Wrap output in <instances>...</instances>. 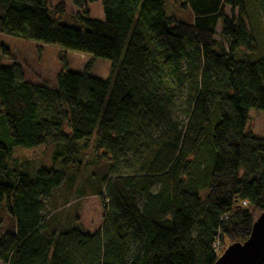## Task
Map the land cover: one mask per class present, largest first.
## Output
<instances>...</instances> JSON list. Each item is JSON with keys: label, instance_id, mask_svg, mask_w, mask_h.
<instances>
[{"label": "trees", "instance_id": "16d2710c", "mask_svg": "<svg viewBox=\"0 0 264 264\" xmlns=\"http://www.w3.org/2000/svg\"><path fill=\"white\" fill-rule=\"evenodd\" d=\"M93 1L73 0L74 28L45 0H0L1 34L111 67L105 80L61 71L52 85L0 67V206L12 221L0 263L214 264L221 241L244 242L264 213V139L244 131L250 109L264 112V0H178L190 22L166 0H101L94 20ZM39 146L50 166L13 158ZM86 165L103 172L75 190L68 230L45 231L44 199Z\"/></svg>", "mask_w": 264, "mask_h": 264}, {"label": "rangeland", "instance_id": "374dc122", "mask_svg": "<svg viewBox=\"0 0 264 264\" xmlns=\"http://www.w3.org/2000/svg\"><path fill=\"white\" fill-rule=\"evenodd\" d=\"M48 9V15L51 18L58 19L60 24L68 27L79 28L80 22L75 18V13L79 12L73 4V0H45ZM59 4L63 5V12L56 13ZM87 16L94 20H103V10L101 0L88 2L86 4ZM165 11L168 15L178 20L190 22L192 15L189 10L181 9L178 0H166ZM225 14L230 17V9H225ZM237 15V12H234ZM217 33L220 31L218 25ZM264 33V27H263ZM218 39V36L216 35ZM0 45L9 52L8 56L0 55V67H9L16 65L21 74V78L33 84H54L55 76L61 71H70L74 73H85L92 78L105 80L109 78L111 67L110 62L104 59L94 58L88 54H82L73 51H63L57 46L43 45L30 41L22 36H10L0 33ZM244 131L254 137L264 139V112L250 109L248 111V121ZM53 150L45 146L36 148H15L13 158L22 160L27 159L33 166H50V158ZM91 155L82 158V163L89 161ZM102 167L93 168L91 165L83 166L79 171L72 170L74 182H70L63 177L61 185L53 190L45 199V211L43 215V226L45 231H54L60 233L68 230L70 216L73 213L74 205L72 202L76 199V189L86 182H89L92 173L100 174ZM70 173V172H69ZM108 179L103 182V187ZM88 190H86L87 192ZM55 213V214H54ZM53 214V215H52ZM12 227V221L6 210L5 204L0 206V235L2 231H9ZM230 244L226 240L220 243V253Z\"/></svg>", "mask_w": 264, "mask_h": 264}, {"label": "water", "instance_id": "95a60500", "mask_svg": "<svg viewBox=\"0 0 264 264\" xmlns=\"http://www.w3.org/2000/svg\"><path fill=\"white\" fill-rule=\"evenodd\" d=\"M214 264H264V213L254 221L248 238L230 244Z\"/></svg>", "mask_w": 264, "mask_h": 264}, {"label": "built area", "instance_id": "2783aa9c", "mask_svg": "<svg viewBox=\"0 0 264 264\" xmlns=\"http://www.w3.org/2000/svg\"><path fill=\"white\" fill-rule=\"evenodd\" d=\"M243 205H245V203H243ZM218 256H219V253H218Z\"/></svg>", "mask_w": 264, "mask_h": 264}, {"label": "bare ground", "instance_id": "6f19581e", "mask_svg": "<svg viewBox=\"0 0 264 264\" xmlns=\"http://www.w3.org/2000/svg\"><path fill=\"white\" fill-rule=\"evenodd\" d=\"M223 253V252H222Z\"/></svg>", "mask_w": 264, "mask_h": 264}, {"label": "crops", "instance_id": "0c3cea01", "mask_svg": "<svg viewBox=\"0 0 264 264\" xmlns=\"http://www.w3.org/2000/svg\"><path fill=\"white\" fill-rule=\"evenodd\" d=\"M1 264V263H0Z\"/></svg>", "mask_w": 264, "mask_h": 264}]
</instances>
